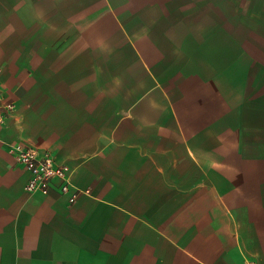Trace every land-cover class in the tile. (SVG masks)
I'll use <instances>...</instances> for the list:
<instances>
[{
  "label": "crops",
  "instance_id": "crops-1",
  "mask_svg": "<svg viewBox=\"0 0 264 264\" xmlns=\"http://www.w3.org/2000/svg\"><path fill=\"white\" fill-rule=\"evenodd\" d=\"M0 88V264H264V0H0Z\"/></svg>",
  "mask_w": 264,
  "mask_h": 264
},
{
  "label": "built area",
  "instance_id": "built-area-1",
  "mask_svg": "<svg viewBox=\"0 0 264 264\" xmlns=\"http://www.w3.org/2000/svg\"><path fill=\"white\" fill-rule=\"evenodd\" d=\"M11 109V103H2V90L0 88V124ZM10 152L15 161L30 172V177L25 185L27 191L47 193L50 182L54 178L62 179L64 192L69 190V169L66 165L57 164L50 152L46 151L40 154L36 147L23 141L13 143ZM77 192L70 196V201H73ZM248 264L253 263L249 262Z\"/></svg>",
  "mask_w": 264,
  "mask_h": 264
}]
</instances>
